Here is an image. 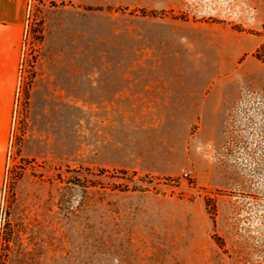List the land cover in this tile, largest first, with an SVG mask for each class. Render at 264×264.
Here are the masks:
<instances>
[{
	"label": "rangeland",
	"instance_id": "1",
	"mask_svg": "<svg viewBox=\"0 0 264 264\" xmlns=\"http://www.w3.org/2000/svg\"><path fill=\"white\" fill-rule=\"evenodd\" d=\"M0 264H264V0H29Z\"/></svg>",
	"mask_w": 264,
	"mask_h": 264
},
{
	"label": "crops",
	"instance_id": "2",
	"mask_svg": "<svg viewBox=\"0 0 264 264\" xmlns=\"http://www.w3.org/2000/svg\"><path fill=\"white\" fill-rule=\"evenodd\" d=\"M28 4L29 0H0V190L19 87Z\"/></svg>",
	"mask_w": 264,
	"mask_h": 264
},
{
	"label": "trees",
	"instance_id": "3",
	"mask_svg": "<svg viewBox=\"0 0 264 264\" xmlns=\"http://www.w3.org/2000/svg\"><path fill=\"white\" fill-rule=\"evenodd\" d=\"M142 13H145L144 11Z\"/></svg>",
	"mask_w": 264,
	"mask_h": 264
}]
</instances>
